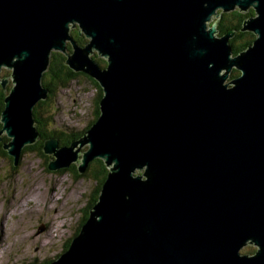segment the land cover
<instances>
[{
  "label": "water",
  "instance_id": "95a60500",
  "mask_svg": "<svg viewBox=\"0 0 264 264\" xmlns=\"http://www.w3.org/2000/svg\"><path fill=\"white\" fill-rule=\"evenodd\" d=\"M236 7L254 10L241 29L255 38L234 55L235 31L217 24ZM52 51L102 96L79 138L44 140L47 169L83 173L100 158L107 175L49 264H264V0H0V141L12 165L41 138L33 109L48 97ZM246 244L256 249L241 253Z\"/></svg>",
  "mask_w": 264,
  "mask_h": 264
},
{
  "label": "rangeland",
  "instance_id": "374dc122",
  "mask_svg": "<svg viewBox=\"0 0 264 264\" xmlns=\"http://www.w3.org/2000/svg\"><path fill=\"white\" fill-rule=\"evenodd\" d=\"M74 28L79 29L78 25ZM96 59L104 61L97 55ZM7 70L2 68L0 77H7ZM96 96L92 78L86 74H79L66 86H56L52 101L39 107L46 130L48 125L65 133L84 129L94 118ZM42 154L22 151L14 165L9 158L0 157V264H45L55 259L77 231L92 200L98 180L84 173L81 176L73 167L64 172L48 170L47 164L54 158ZM134 171L143 175V170ZM255 249L246 244L240 252Z\"/></svg>",
  "mask_w": 264,
  "mask_h": 264
},
{
  "label": "trees",
  "instance_id": "16d2710c",
  "mask_svg": "<svg viewBox=\"0 0 264 264\" xmlns=\"http://www.w3.org/2000/svg\"><path fill=\"white\" fill-rule=\"evenodd\" d=\"M250 13L253 12L251 9L249 11ZM247 13L243 14L240 13L239 10H232L231 12L228 13H222L221 16V21L218 24V29L220 34H224L229 30H234L235 34L232 38H230L229 42L232 48L233 54H237L239 51L245 49L247 46L251 44V42L254 40L255 36L252 32L250 31H243L242 28V23L244 18L246 17ZM235 18L237 19V23L233 25H228L229 21H235ZM71 35L75 40H77L80 44H83L86 42V38L84 37L83 34L79 33L76 28H73L70 30ZM68 50H70V45L67 44ZM92 57L96 59V55L93 54ZM97 60V59H96ZM97 62L101 66H105V60L104 61H99ZM7 70L6 68H4ZM8 72V70L6 71ZM239 72L236 69H232V75L231 77H234L236 74ZM79 74H84L81 72H74L71 70L68 66L65 65V54L59 51H52L51 56H50V62L47 70L43 73V78H42V84L49 89L48 97L45 100L39 101L34 109H33V115L36 121V127L41 135V138L37 141L36 144L33 145H25L22 151H32V150H37L40 155L42 154V147L44 144V140L50 137H55L59 140L60 145H69L73 140L76 138L80 137L86 129L89 128V126L98 118L100 110H99V101L102 96V90L99 84L92 79V82L97 90V96H96V102H95V109H94V118L91 122L88 123V125L79 131H69V132H63L61 130H56L54 128H51L50 125L49 129L46 130V124L45 121L41 119V110L39 109L40 106L48 105L50 101H52L54 93H55V87L56 86H66L67 82L71 81L75 77H77ZM11 86V83H8L7 85V91L9 90ZM5 90L2 88L0 85V115L1 112L4 108V97L6 96ZM2 124L0 123V129H1ZM6 136H2V140L0 141V157L2 158H9L11 161L14 162V157L8 154V152L3 149L2 144L4 141H6ZM89 166L87 169L83 171L84 174L86 175H91L94 177L96 180H98V183L95 185V188L93 189V197L92 200L90 201L88 207L85 209V214L77 228V231L75 234L69 239L65 247L63 248L64 252L70 245L72 238H74L80 231L82 224L85 222V220L89 216V209L95 204V202L98 199L99 191L101 189V186L106 178L107 175V168L103 162L102 159L100 158H95L91 162H89ZM14 164V163H13ZM72 163L69 167L66 168H60L57 171L64 172L66 169L70 170L72 167L73 169L77 167L73 165ZM83 173L81 176H83ZM78 174H75L76 176H79ZM61 252V253H62ZM59 256V254L57 255ZM57 258V257H56ZM50 261L45 262V264H49Z\"/></svg>",
  "mask_w": 264,
  "mask_h": 264
},
{
  "label": "flooded vegetation",
  "instance_id": "af4514ba",
  "mask_svg": "<svg viewBox=\"0 0 264 264\" xmlns=\"http://www.w3.org/2000/svg\"><path fill=\"white\" fill-rule=\"evenodd\" d=\"M252 8H250V9H248L247 11H245V12H241V11H239L240 13H243V14H245V13H247V15H246V17L244 18V20L247 18V17H249L250 15H253L254 14V10H253V12H249L250 10H251ZM234 10H237V7L234 9ZM220 11V10H219ZM232 11V10H231ZM222 13H227V12H222ZM222 13H221V16H222ZM221 16H219V22L221 21ZM243 20V21H244ZM235 23H237V19L235 18V21H229L228 22V25H233L234 26V24ZM219 24V23H218ZM218 24H217V27H218ZM218 34H220V32H219V29H218ZM221 35V34H220ZM237 70V69H236ZM232 71V70H231ZM238 71V70H237ZM239 72V71H238ZM237 75H239V73L238 74H236L235 76H237ZM91 162V161H90ZM89 164L90 163H88V165H87V167H86V169L88 168V166H89Z\"/></svg>",
  "mask_w": 264,
  "mask_h": 264
},
{
  "label": "bare ground",
  "instance_id": "6f19581e",
  "mask_svg": "<svg viewBox=\"0 0 264 264\" xmlns=\"http://www.w3.org/2000/svg\"><path fill=\"white\" fill-rule=\"evenodd\" d=\"M145 167H146V166H144V167H143V168H141V169H138V168H135V169H138V170H143V172H144V171H145ZM135 169H134V170H135Z\"/></svg>",
  "mask_w": 264,
  "mask_h": 264
}]
</instances>
